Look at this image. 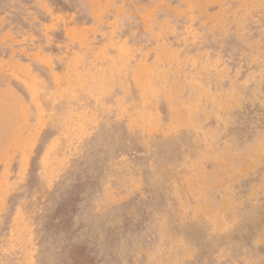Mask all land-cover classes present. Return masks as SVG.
I'll list each match as a JSON object with an SVG mask.
<instances>
[{
  "label": "rangeland",
  "instance_id": "obj_1",
  "mask_svg": "<svg viewBox=\"0 0 264 264\" xmlns=\"http://www.w3.org/2000/svg\"><path fill=\"white\" fill-rule=\"evenodd\" d=\"M0 264H264V0H0Z\"/></svg>",
  "mask_w": 264,
  "mask_h": 264
},
{
  "label": "bare ground",
  "instance_id": "obj_2",
  "mask_svg": "<svg viewBox=\"0 0 264 264\" xmlns=\"http://www.w3.org/2000/svg\"><path fill=\"white\" fill-rule=\"evenodd\" d=\"M58 100V99H57ZM61 101V100H60ZM67 102V101H66Z\"/></svg>",
  "mask_w": 264,
  "mask_h": 264
}]
</instances>
